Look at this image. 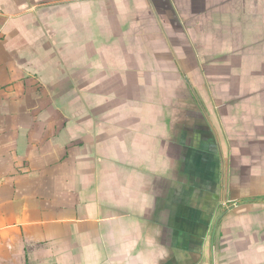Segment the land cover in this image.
I'll return each instance as SVG.
<instances>
[{"label": "crops", "instance_id": "1", "mask_svg": "<svg viewBox=\"0 0 264 264\" xmlns=\"http://www.w3.org/2000/svg\"><path fill=\"white\" fill-rule=\"evenodd\" d=\"M0 264H264V0H0Z\"/></svg>", "mask_w": 264, "mask_h": 264}, {"label": "rangeland", "instance_id": "2", "mask_svg": "<svg viewBox=\"0 0 264 264\" xmlns=\"http://www.w3.org/2000/svg\"><path fill=\"white\" fill-rule=\"evenodd\" d=\"M182 80L184 81V82H186V86H187V88H188V90L190 91L191 89H193V87H192V83H191V81H190V79H189V77L187 76V75H185V74H183L182 75ZM197 89H198V87H197ZM187 94H189V93H187ZM187 96V95H186ZM188 96H190V95H188ZM193 97V96H192ZM188 98H190V97H188ZM193 99H194V97H193ZM201 127V126H200Z\"/></svg>", "mask_w": 264, "mask_h": 264}]
</instances>
